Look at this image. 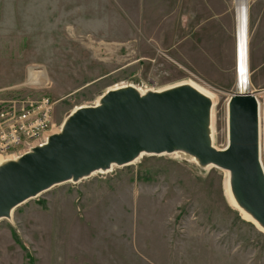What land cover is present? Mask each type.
<instances>
[{"label": "rangeland", "instance_id": "rangeland-1", "mask_svg": "<svg viewBox=\"0 0 264 264\" xmlns=\"http://www.w3.org/2000/svg\"><path fill=\"white\" fill-rule=\"evenodd\" d=\"M231 2L244 37L241 55L233 57L237 79L226 87L197 72L232 64L226 37L217 31L205 49L190 38L195 24L214 11L202 23V33L211 29L226 0H59L51 9L50 32L13 40L12 51L0 55V87L19 78V64L40 66L44 71L30 68L28 74L39 83L20 81L0 90V99L15 93L54 101L51 131L75 106L93 103L114 84L160 87L190 79L214 94V145L221 148L227 98L251 91L260 106L264 170V0ZM13 153L0 152V159ZM223 179L213 166L197 169L173 155H142L16 207L10 222L0 220V256L28 264L26 252L31 264H264V233L228 204Z\"/></svg>", "mask_w": 264, "mask_h": 264}, {"label": "water", "instance_id": "water-1", "mask_svg": "<svg viewBox=\"0 0 264 264\" xmlns=\"http://www.w3.org/2000/svg\"><path fill=\"white\" fill-rule=\"evenodd\" d=\"M192 80L149 87L127 80L71 109L56 129L0 159V220L50 188L173 155L197 169L224 172L223 191L239 216L264 233V170L259 157V101L251 91L226 100V143L214 145V96Z\"/></svg>", "mask_w": 264, "mask_h": 264}, {"label": "crops", "instance_id": "crops-1", "mask_svg": "<svg viewBox=\"0 0 264 264\" xmlns=\"http://www.w3.org/2000/svg\"><path fill=\"white\" fill-rule=\"evenodd\" d=\"M58 1L59 0H0V49L3 50L2 52L0 51V55L5 56L4 54L10 53L12 51L13 44L11 41L13 40L33 39L38 34H46L50 32L52 29L50 20L51 9ZM230 1L231 0H226L222 17H216L215 20L211 21V29L202 33L207 27L203 24L208 22V19L212 14H215L214 11L210 12L208 16L204 18V20H200V22L196 23L192 28L190 38L192 36L196 38V41L198 42L196 48L202 47L205 49L203 46L208 47V45L211 43V39H214L216 37V32L219 31L226 37L228 41L226 46L227 49H225L224 52H226L229 57L231 56V58L237 56V54L241 55L240 39L244 37V34L242 32L237 11L231 6L232 2L229 3ZM200 28L203 29L198 31ZM198 32H200V34ZM201 39H206V41L204 43H200ZM5 41H8V43ZM4 48H6L5 52ZM233 61L234 58L232 60V64H230L226 69H218L214 67L212 71H215V73L201 70L197 72L212 83L226 87L232 79L235 81L237 79V73L239 69L238 65H236L237 58L235 59V63ZM9 62L10 64H13L15 61L12 59ZM30 68L34 69L41 67L35 65L22 66L19 64L17 68L19 78L10 80L9 83L1 84L0 90L6 89L12 85H16L20 81H23V85L26 82L30 83L31 81L28 80V74L29 71H31ZM44 82L45 79L41 83ZM38 83L39 82H36V84ZM25 85L28 86V84ZM14 260L9 257L0 256V264H28L25 260L23 262L20 259V263H18V258L15 257Z\"/></svg>", "mask_w": 264, "mask_h": 264}, {"label": "built area", "instance_id": "built-area-1", "mask_svg": "<svg viewBox=\"0 0 264 264\" xmlns=\"http://www.w3.org/2000/svg\"><path fill=\"white\" fill-rule=\"evenodd\" d=\"M36 86V82H26ZM13 94L0 99V152L22 151L50 129L54 101L47 97L21 99ZM257 97V93H255Z\"/></svg>", "mask_w": 264, "mask_h": 264}, {"label": "trees", "instance_id": "trees-1", "mask_svg": "<svg viewBox=\"0 0 264 264\" xmlns=\"http://www.w3.org/2000/svg\"><path fill=\"white\" fill-rule=\"evenodd\" d=\"M18 242H19V245L23 248V249H25L26 250V245L24 244V243H21V241L20 240H18ZM26 256H27V258H28V261H29V264H31L32 262H33V258H32V256H30V254H29V252H26Z\"/></svg>", "mask_w": 264, "mask_h": 264}, {"label": "bare ground", "instance_id": "bare-ground-1", "mask_svg": "<svg viewBox=\"0 0 264 264\" xmlns=\"http://www.w3.org/2000/svg\"><path fill=\"white\" fill-rule=\"evenodd\" d=\"M200 87V86H199ZM202 88V87H201ZM202 91H204V92H206L208 95H210L211 97H213L214 96V94L213 93H211L210 91H208L207 89H205V88H202L201 89ZM238 91V90H237ZM240 91V90H239ZM260 107V106H259Z\"/></svg>", "mask_w": 264, "mask_h": 264}]
</instances>
